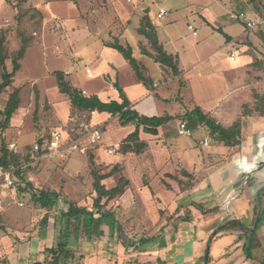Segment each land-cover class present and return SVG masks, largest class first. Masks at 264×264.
I'll return each instance as SVG.
<instances>
[{
    "label": "crops",
    "instance_id": "crops-1",
    "mask_svg": "<svg viewBox=\"0 0 264 264\" xmlns=\"http://www.w3.org/2000/svg\"><path fill=\"white\" fill-rule=\"evenodd\" d=\"M232 11L229 13L230 21L242 22L232 18ZM242 23L244 24L243 32L236 36L228 32L227 25H221L222 31H219L209 23L207 29L211 35L216 31L224 34L225 48H234L243 38H247L246 41L249 38L253 42L255 38H259L251 32L252 30L246 28L244 22ZM163 32L166 33L170 43L168 44L166 39L161 37L157 28L159 42L168 53L177 55L180 75H169L157 59L140 51L139 57L136 58L145 66L146 73L152 78L151 87H147L137 78L120 52L102 44L113 52V57L108 60L109 66L103 73L108 78L106 90L109 92L106 93V97H102L99 91H88L77 85V88L86 95L98 94L103 101L112 99L121 101L119 92L114 87V82L117 81L132 102L133 108L140 114L171 115L173 119L158 127L157 134L146 133L141 127L140 137L146 142V148L141 153H123L118 148L122 140L135 129V124L131 122L123 126L113 121L115 128L123 126L121 130L125 131L123 136L115 142L116 148L106 150L109 155L117 156V159L101 157L99 154L101 147H99L95 153L96 157H100L101 163L95 164L103 166L105 171L109 164L111 166L120 164L123 174L130 180V185L117 199L116 205H121L124 214L131 213L133 216L137 212L138 219L132 222L130 227L133 235H141L144 232L148 234L133 245H125L121 239L118 240L119 234L125 235L130 232L126 233L123 230V224L117 223L115 239L110 242L106 239L107 235L110 236L109 224L100 222V215L97 214L90 237L79 234L77 239L76 232L70 237L72 241L70 248L76 252L74 264H205L204 256L207 246L212 257L211 264H259L257 258L250 260L252 255L250 258L246 256L244 245L249 243L251 251L259 249L260 246H255L257 242L252 243L255 237L264 244V114L254 108L256 93L259 94L254 90H258V86L264 81V71L262 69L248 72L244 60L234 68L228 64L220 68V62L211 59L215 51H210L201 57L198 50L190 49L194 55L192 54L186 62V69L194 73L192 78L199 79L198 81L207 79L208 81L204 82H206L205 86H208L209 80H214L218 73L229 76L228 84L223 82L226 90L217 94L213 102L203 104L202 107L196 104L194 97L200 101L198 94L191 89L184 76L186 70L180 66L187 58V49L178 47L180 37L172 27V23H167ZM147 43L146 40L142 45ZM147 48L150 52H154L148 45ZM199 50L202 52V47ZM243 50L245 58L246 44H243ZM133 51L134 53L137 51L135 47ZM115 57H118V60ZM230 60L236 62L237 57L233 54ZM122 67L127 69L128 79H123L120 70ZM240 73L241 83L232 84L234 78ZM220 78L224 81L223 77ZM248 79L251 85H248ZM174 85L176 92L169 93ZM178 89L192 90L193 104L190 109L182 105L184 91L181 94V100L176 98ZM163 91L168 92V95ZM195 91H197L196 88ZM163 101L173 102L176 110L160 108L158 104ZM196 107L201 108L204 113L213 117L224 127L232 126L241 117L240 143L228 147L213 141L214 144L211 142V145L202 146L200 144L202 138L210 136L214 140L211 134H205L198 141L197 149L200 148L199 150L195 151L192 147L188 150L186 143L180 140L178 130H171V128L178 129L181 120H186L188 124L195 122L188 117V114ZM110 116L108 112H93L89 126H97L98 123L108 121ZM198 128L204 130L206 128L210 133L204 123H197L195 129ZM106 129L107 124L105 130L101 131L102 137L99 143H102ZM108 141L107 147L113 145L110 139ZM215 145L224 149L220 148L211 152L201 150V148H210ZM189 154L191 158L188 157ZM177 168L189 170L196 175L198 181L192 183L189 189L182 191L178 181L170 176L175 175ZM156 182L159 189L154 186ZM103 183L107 187L114 186L116 176L104 179ZM259 196L262 199V206L255 224L257 220L255 208L259 207ZM15 200L17 199H14V202L18 208L13 209L8 218L4 214L6 210L0 213V219L3 222L0 223V264H49L44 263L46 258L49 259L46 257L45 248L54 245L57 241L58 227L54 216L56 213L38 206L25 209ZM138 201L141 204L140 208L137 207ZM195 203L202 204L201 208L196 207ZM46 213L49 218L48 224L46 227H41L39 222ZM119 220L122 221V219ZM230 220L243 224L248 232L238 228L219 231V227ZM252 232H255V236L251 240Z\"/></svg>",
    "mask_w": 264,
    "mask_h": 264
},
{
    "label": "rangeland",
    "instance_id": "rangeland-1",
    "mask_svg": "<svg viewBox=\"0 0 264 264\" xmlns=\"http://www.w3.org/2000/svg\"><path fill=\"white\" fill-rule=\"evenodd\" d=\"M161 8L170 9V13L163 18H157ZM259 9L250 5L247 0H0V38L4 36L8 53L12 54L20 48L21 34L30 40L25 56L20 61L21 68L15 73L12 86L0 93V109H3L14 87L21 89L20 105L13 114L10 126L4 131L0 130V146L2 140H5L9 148H11V144H15L13 149L18 154V164L15 169L23 174V177H16L14 189L4 188L1 192L4 198V210H6L5 217L8 218L13 209L18 208L14 199L23 202L22 208L25 209L40 207L32 199L29 188L19 191L18 187H25L27 181L31 182L33 190L36 192L54 190L60 193L59 200L49 210L56 213L54 215L56 218L64 209L68 208V201L91 206L95 192L90 155L93 154L95 163H101L100 157H96L95 153L101 147L99 150L101 157L105 156L110 160L117 159V156L109 155L106 150L107 148H116L115 142L125 132L121 130L123 126L114 127V122L121 125L120 119L117 116H110L108 121L111 122L98 123L97 126L102 132L107 124L102 143L89 144L87 135L91 120H86L84 114L74 110L68 97L60 93L56 71L63 70L66 79L75 87L78 85L88 91H99L102 97H106V93L109 92L106 90L108 78L103 73L109 66L108 60L113 57V52L103 45L120 36V42L135 47L137 51L134 56L139 57V52L143 50L142 46L150 47L149 43L142 45L146 39L137 32L141 17L148 13L161 33V37L166 39L168 44L170 40L163 30L167 23H172V27L180 37L178 47L187 49V58L180 66L186 70L184 76L192 87L191 89L195 94H198L200 101L194 97L196 104L203 107V104L213 102L214 97L217 98V94L226 90L224 83L228 84L229 76L218 73L214 80H209L208 86H205L206 82H204L208 81L207 79L200 80V82L199 79L192 78L194 73L186 69V62L189 61L192 54L194 55L191 50H198L201 57L210 51H215L211 59L220 62V68L227 64L234 68L244 60L248 72L262 69L264 71V46L261 39L255 38V42H253L249 38L247 41V38H243L240 44L234 48H225L224 34L216 31L211 35L207 29L209 23L216 29L221 28V25H227L228 32L235 36L241 35L244 24L231 22L230 11L233 10V13L244 11L254 19H257L258 16L264 18V2ZM146 10L149 11L146 12ZM189 24L197 28V35H194L188 28ZM258 31L261 30H252L251 32L259 37ZM243 44L247 45V51L244 52L245 58ZM170 47L172 46L170 45ZM200 47L203 49L202 52L199 50ZM233 54L237 57L236 62L230 60V56ZM115 58L118 60V57ZM6 64L7 69L12 70L10 59L6 61ZM87 67L93 69L92 77L87 76ZM120 70L123 79H128L127 69L122 67ZM166 70L169 75L172 74L169 69L166 68ZM220 77H223L224 81ZM241 80L240 73L231 82L239 84ZM248 85H251L249 79ZM192 90L181 89L176 95V98L181 100V94L184 91L182 105L188 106V109L193 104ZM258 90L254 91L264 97V81L258 86ZM172 91L176 92L175 85L169 93ZM163 93L168 95L166 91ZM158 105L160 108L176 110V105L173 102L163 101ZM171 130L177 131L178 129L173 127ZM59 131L64 133V138L67 141L80 140L79 142L86 148L85 152H64L60 155L52 153L48 149L41 148L38 152L36 151V144L45 146V142L53 136V133ZM205 134H210L206 128L205 130L198 128L192 130L191 135H180V140L184 144L186 143L188 150L192 147L196 151L200 149H197L198 141ZM209 138L210 143L216 142L213 137L214 140L210 136ZM109 139L113 145L107 147ZM213 141L215 142L213 143ZM220 148L224 149V147L215 145L210 148H201V150L211 152L220 150ZM188 157L191 158V154ZM182 169L184 168H177L175 175L188 179L181 174ZM190 174L194 177L193 183L198 181L196 175ZM154 186L159 189L157 182ZM5 194L7 195L5 196ZM117 199L109 201L107 209L114 213L118 223L123 224V230L126 233L130 232L125 235L119 234L130 246L140 238L147 237L148 233L133 235V230L130 227L132 222L138 219L136 218L137 212L133 216L131 213H122L121 205H116ZM9 205L11 207H8ZM137 207H141L139 201ZM128 215L129 217H127ZM0 223H3L1 219ZM106 239L111 242L115 239V235L111 237L107 235ZM253 242H257L258 244L255 243V246H260V248L251 251L252 258L250 260L257 258L259 263V260L264 258V244L260 243L257 237L253 239Z\"/></svg>",
    "mask_w": 264,
    "mask_h": 264
},
{
    "label": "trees",
    "instance_id": "trees-1",
    "mask_svg": "<svg viewBox=\"0 0 264 264\" xmlns=\"http://www.w3.org/2000/svg\"><path fill=\"white\" fill-rule=\"evenodd\" d=\"M247 2L254 6L256 9L260 10L261 4L264 0H247ZM37 11V10H36ZM40 13V12H39ZM222 31L221 28H218ZM261 30L259 32V38L263 42L264 46V28L257 29ZM137 32L143 36L150 45V48L154 52H150L147 46H142L143 54L151 56L160 62L165 68L169 69L174 76H178L181 70L178 67V57L177 55L168 53L163 45L159 42L156 26L153 24L150 15L144 14L137 27ZM22 36V43L20 48L14 53L9 54L5 46V38L2 36L0 38V93L5 89L9 88L13 84L15 73L21 68V60L24 58L25 53L30 45L29 38ZM114 50H117L122 54L127 63L134 70L137 78L142 81V83L151 87L152 78L146 73L145 66L134 56L133 47L130 44H122L118 39L112 42H107L105 44ZM12 61V70L7 69V60ZM57 77V84L60 93L66 95L74 110L85 115L86 120H90L93 112L103 113L108 112L111 116H117L121 125L125 126L128 123L133 122L135 124V129L129 133L120 143V151L123 153L134 152L141 153L146 148V142L141 139L140 131L141 127L143 131L150 134H157L158 127L167 124L173 119L171 115L164 116H146L140 114L136 109L133 108L132 102L129 100L123 88L114 82V87L119 92V97L121 101L112 99L110 101H103L98 94L86 95L82 90L78 89L72 83L66 79L65 72L63 70H58L55 72ZM20 87H14L8 96L7 102L3 109H0V130H6L11 123L13 114L19 108L20 105ZM256 110H259L264 114V97L256 93V104L254 106ZM3 117V118H2ZM188 117L195 122H190L188 126L194 130L197 123H204L210 130V134L215 139L216 142L223 144L224 146H235L240 143L241 135V120H237L232 126L224 127L219 124L213 117L204 113L201 108L196 107L193 109ZM98 126H90L93 130ZM40 141V140H39ZM18 154L13 148H9L5 140H2L0 146V164L11 171L14 172L16 177H23V174L17 169H15L18 164ZM92 169L91 175L93 178V189L95 196L93 197V202L91 206L79 205L74 201H68V208L63 210L58 218L55 219L56 226L58 227V237L54 245L45 248L46 257L49 259L44 261V263L49 264H74L76 258V252L74 249L70 248L71 240L70 237L72 233L76 232V238L78 239L79 234L84 237H90L92 234L93 226L96 220V215H100V222L108 223L110 227V237L114 235L117 219L111 210L107 209V203L113 199L120 197L130 185V180L123 174L122 168L119 163L111 166H107V171L103 170V166H97L94 162L93 154L90 155ZM181 174L188 177L184 179L176 175H170L176 179L179 183V187L182 191L189 189L192 186V181L194 179L193 175L187 170L182 169ZM116 176V184L112 187H107L103 181L104 179ZM169 188L170 186L167 185ZM29 188L31 191V197L35 203H37L41 208L47 209L48 211L57 203L60 198V193L54 190H40L36 192L33 190L31 182L27 181L26 186H19V191H24ZM196 207L201 208L202 204L195 203ZM258 206L255 208V213L258 211ZM48 213H46L40 220V226L46 227L48 224ZM238 228L244 232H248V229L241 223L235 222L233 220L224 223L219 227V231ZM251 240L255 236V232L251 234ZM119 239L122 240L123 244H127L125 239L120 235ZM244 251L248 258L251 257V245L246 243L244 245ZM205 264H211L212 257L210 254V249L206 250L204 256ZM39 264V263H33ZM259 264H264V258L259 260Z\"/></svg>",
    "mask_w": 264,
    "mask_h": 264
},
{
    "label": "built area",
    "instance_id": "built-area-1",
    "mask_svg": "<svg viewBox=\"0 0 264 264\" xmlns=\"http://www.w3.org/2000/svg\"><path fill=\"white\" fill-rule=\"evenodd\" d=\"M170 13V9L161 8L157 14V18H163L164 16H167ZM233 19L240 20L245 23L246 28L248 30H257L260 28H264V18H261L260 16L257 17V19H254L251 17L247 12L239 11L235 12L232 15ZM189 29L193 30V33L196 35L197 30L192 26H188ZM233 58V57H232ZM234 59V58H233ZM92 68L87 67L86 68V74L88 77L92 76ZM89 133L87 135L89 144L95 145L98 144L101 140L102 133L99 128H95L93 130L88 128ZM178 132L180 135H191L192 129L188 126V123L186 120H181L179 122ZM80 140H71L67 141L66 138H64V133L62 132H54L53 136L45 142V146H42L44 144H36L35 149L38 152L41 148L42 149H48L52 153H61L68 152V153H74V152H85L86 148L82 146V144L79 142ZM200 144L202 146H208L210 144V139L208 137H204L200 140ZM15 144H11V148H14ZM110 152H112L110 150ZM16 183V175L13 171L4 168L0 164V213L4 211V198L2 195V190L4 188L6 189H14ZM19 205H23V202L18 201Z\"/></svg>",
    "mask_w": 264,
    "mask_h": 264
},
{
    "label": "water",
    "instance_id": "water-1",
    "mask_svg": "<svg viewBox=\"0 0 264 264\" xmlns=\"http://www.w3.org/2000/svg\"><path fill=\"white\" fill-rule=\"evenodd\" d=\"M148 11H149V10H146V12H148ZM258 203H259V208H258V211H257V220H256L255 224L257 223V221H258V217H259V215H260V213H261L262 199H261L260 196L258 197Z\"/></svg>",
    "mask_w": 264,
    "mask_h": 264
}]
</instances>
